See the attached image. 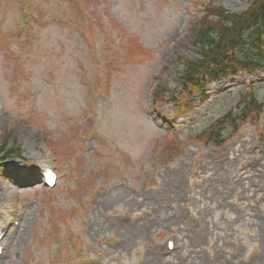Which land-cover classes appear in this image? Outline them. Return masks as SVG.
Masks as SVG:
<instances>
[{
  "label": "rangeland",
  "instance_id": "374dc122",
  "mask_svg": "<svg viewBox=\"0 0 264 264\" xmlns=\"http://www.w3.org/2000/svg\"><path fill=\"white\" fill-rule=\"evenodd\" d=\"M14 1L0 0V33L9 38L0 47V140L5 128H10L24 155L41 160L45 157L41 135L46 134L56 150L61 177L52 196L42 195L41 189L22 191L24 220L8 238V256L0 259V264H42L41 259L57 264H83L75 259L84 247L85 250L102 247L101 232L105 231L121 234L124 251L133 246L140 250L159 232L154 241L172 231H181L179 210L183 207L201 219L203 230H212L211 246L206 248L201 239L190 243L183 238V248L164 261L154 262L140 256L131 264H221L225 252L234 246L227 237L235 232L241 236L235 238L239 244L238 259L248 249L243 246L249 245L253 254L261 250L252 264H264V123L257 124L249 116L234 131L233 126H224L223 138L241 136L243 141L222 166H211L203 159V151L214 145L195 139L205 126L214 124L237 104L244 87H234L220 95L215 106L200 107L201 112L194 114L196 120L180 127L181 137H187L181 147L193 150L192 158H186L181 151L168 160L164 145L175 143L177 136L173 130L165 132L157 125L156 112L152 115L145 112L146 93L153 90L152 73L161 66L160 61H167L161 85L177 91L181 87L179 72L184 67L183 58L198 56L197 46L192 42L195 31L191 19L183 22L181 0H27L29 14L39 22L30 37H16L15 32L24 27L16 4L24 0ZM220 2L231 10L247 5L243 0ZM178 26H182L180 33L176 32ZM62 45L68 46L61 50ZM72 46L84 66L96 63L97 59L102 65L111 58L109 66L119 70L126 88L118 103L97 100L95 113L101 123L102 143L95 144L91 137L86 140L87 132L77 150L70 149L67 130L61 129L75 126L74 120L66 122L65 117L70 114L67 109L72 114L82 108L85 99L80 97L81 103L76 101L82 84H68L71 88L77 86L68 95L69 101L61 98L55 105L49 101L50 97L60 98L59 92L69 89L50 79V69L56 75H65L63 67L73 60ZM5 48L12 51L8 58ZM218 88L214 83L207 87V92L210 95ZM258 93L264 98V85ZM195 101H201L199 95ZM160 106L162 115L175 113L167 99ZM59 135L61 142L56 139ZM112 141L121 148L117 161L106 154V146ZM93 148L98 149L97 154H86ZM78 152L81 154L77 155ZM80 155L85 156L84 160ZM252 155L260 158V165L244 171L232 189L230 174L238 171L240 160ZM10 162L12 169L21 175L25 173L20 158L13 156ZM153 165H157L155 170L151 168ZM170 166L176 172L167 178L165 171ZM206 173L225 179L203 191L195 183ZM14 185L13 177L0 180V208H3L0 219L8 211V195ZM162 185L165 189L159 190ZM43 197H55L52 207L44 203ZM123 213L131 214L133 225L119 224L116 216ZM180 256L185 257L184 261L179 260Z\"/></svg>",
  "mask_w": 264,
  "mask_h": 264
},
{
  "label": "trees",
  "instance_id": "16d2710c",
  "mask_svg": "<svg viewBox=\"0 0 264 264\" xmlns=\"http://www.w3.org/2000/svg\"><path fill=\"white\" fill-rule=\"evenodd\" d=\"M209 41H212V40L208 39V42H209ZM243 58H245V57H243ZM246 61H247V60H246Z\"/></svg>",
  "mask_w": 264,
  "mask_h": 264
}]
</instances>
